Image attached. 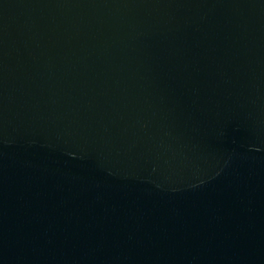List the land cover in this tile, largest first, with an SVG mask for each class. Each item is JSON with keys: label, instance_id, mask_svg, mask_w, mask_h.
<instances>
[{"label": "water", "instance_id": "water-1", "mask_svg": "<svg viewBox=\"0 0 264 264\" xmlns=\"http://www.w3.org/2000/svg\"><path fill=\"white\" fill-rule=\"evenodd\" d=\"M264 227V0H0V264H200Z\"/></svg>", "mask_w": 264, "mask_h": 264}]
</instances>
